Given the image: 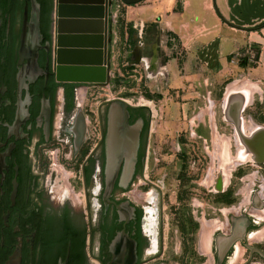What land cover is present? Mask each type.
Wrapping results in <instances>:
<instances>
[{
	"label": "flooded vegetation",
	"instance_id": "af4514ba",
	"mask_svg": "<svg viewBox=\"0 0 264 264\" xmlns=\"http://www.w3.org/2000/svg\"><path fill=\"white\" fill-rule=\"evenodd\" d=\"M34 1L39 6V44L43 48L38 50V70L32 73L27 61L19 63L17 56L25 7L29 23L32 0H0V159L6 166L0 189V264H115L111 245L121 233L134 242L131 264H150L161 250L155 213L126 196L132 183L144 178L148 165L149 111L142 106L128 109L127 124L138 135L135 162L126 185L122 162L105 204L108 106L105 101L94 110L80 108L75 101L79 86L75 85L73 104L68 108L66 89L55 81L53 60H46L52 0ZM22 69L25 72L20 77ZM79 135L82 140L78 143ZM261 145L254 148L259 147V152L251 154L245 149L239 157L253 163L263 160ZM52 153L69 167L64 186L48 165ZM148 185L158 189L151 182ZM77 189L82 194H75ZM125 201L133 212L125 210L121 217L117 207ZM253 204L261 205L256 199ZM245 214L231 216L213 235L219 229L215 223L210 235L212 264H264L263 241L253 242L263 228L258 229L253 215ZM208 253L211 257L210 246ZM14 255L18 258L12 262Z\"/></svg>",
	"mask_w": 264,
	"mask_h": 264
},
{
	"label": "rangeland",
	"instance_id": "374dc122",
	"mask_svg": "<svg viewBox=\"0 0 264 264\" xmlns=\"http://www.w3.org/2000/svg\"><path fill=\"white\" fill-rule=\"evenodd\" d=\"M111 1L109 81L103 85L78 84L75 101L80 108L94 110L102 102L119 98L149 111L148 165L144 178L136 179L126 196L135 205L155 213L161 250L150 264H212V239L211 257L200 252L203 223H218L214 235L231 216L244 212L254 216L258 229L263 228L253 242L262 240L264 244V164L240 162L243 147L223 114L227 97L242 94L247 101L241 112L245 134L264 129V57L260 50L250 48L248 59L230 56L214 72L199 60H181L183 49L177 36H169L159 24L163 18L161 5L156 4L160 12L145 17L143 6L151 0L133 5ZM175 3L174 10L179 9V0ZM157 55L163 60L152 73L146 60ZM174 58L177 60H171ZM251 68L262 72L248 75L247 69ZM247 87L252 88L249 95L244 92ZM224 147L234 164L227 184L219 171ZM48 165L64 186L70 171L66 161L52 153ZM78 193L82 194L79 189L75 194ZM254 199L261 204L259 207L254 206Z\"/></svg>",
	"mask_w": 264,
	"mask_h": 264
},
{
	"label": "water",
	"instance_id": "95a60500",
	"mask_svg": "<svg viewBox=\"0 0 264 264\" xmlns=\"http://www.w3.org/2000/svg\"><path fill=\"white\" fill-rule=\"evenodd\" d=\"M125 5H133L142 0H120ZM111 0H52V24L51 40L47 43L46 60H53L54 76L58 84H95L103 85L109 81L108 66L109 51L108 44L111 41V28L109 25ZM31 19L27 23V7L24 11V25L20 36V45L17 50L19 63L27 61V66L34 73L38 70L36 60L40 46V33L38 29L39 6L32 0ZM27 28L29 32L27 33ZM135 54V53H134ZM134 60H139L135 58ZM47 69V68H46ZM20 71V77L24 74ZM34 75V74H33ZM236 97H241L238 105L239 109H229V103L225 100L223 108L224 119L231 123L243 150L247 149L251 154L259 152V145L264 147V129L257 128L251 133L245 134L243 131V120L241 112L246 105V98L239 93ZM108 106V128L107 139V164L104 178L103 202L109 203V196L118 175L122 162H125L126 171L123 176V185L130 179L133 164L135 162L138 146V135L136 130L128 126L129 105L122 99L115 98L106 101ZM145 108L144 106H142ZM232 112L233 119L229 118ZM237 112V113H236ZM82 140L79 135L77 142ZM257 140V142L246 145L247 141ZM261 145V146H262ZM255 146H259L255 148ZM261 151V150H260ZM264 156V148L261 151ZM264 164V159L257 162ZM6 169L3 158L0 159V189L3 180V171ZM219 191L220 188H217ZM15 191V182H14ZM122 217L125 210L132 214L129 202L125 201L117 207ZM112 263L131 264L135 258L134 242L121 233L111 245ZM18 256L14 255L11 261L14 262Z\"/></svg>",
	"mask_w": 264,
	"mask_h": 264
},
{
	"label": "crops",
	"instance_id": "0c3cea01",
	"mask_svg": "<svg viewBox=\"0 0 264 264\" xmlns=\"http://www.w3.org/2000/svg\"><path fill=\"white\" fill-rule=\"evenodd\" d=\"M156 4L163 9L159 24L180 42L181 60H199L217 72L230 56L248 59L250 48L260 50L264 57V26L258 31L248 30L264 23V0H179V9L175 10V0H151L143 6L145 17L161 11ZM240 51L246 54H239ZM160 60L163 58L158 55L147 58L146 64L152 73L156 66H161ZM247 72L259 75L262 71L251 68ZM244 92L249 95L252 88L247 87Z\"/></svg>",
	"mask_w": 264,
	"mask_h": 264
},
{
	"label": "bare ground",
	"instance_id": "6f19581e",
	"mask_svg": "<svg viewBox=\"0 0 264 264\" xmlns=\"http://www.w3.org/2000/svg\"><path fill=\"white\" fill-rule=\"evenodd\" d=\"M226 102V101H225ZM227 102L229 103V106L228 108L229 109H233L235 108L236 110L239 109V104L241 102V97H236V94L232 93L230 95V98L227 100ZM231 102V103H230ZM237 113V112H236ZM229 118L230 119H233V114L232 112L230 111L229 112ZM243 127V131H244V125L242 126ZM245 133V131H244ZM257 140H252V141H247L246 142V145L247 147L248 146H251L250 143L251 142H256ZM224 144V143H223ZM226 144V143H225ZM247 153H250V152H247ZM220 159H221V168H220V172L222 173V177H223V183L225 184L226 181H227V177L229 175V173L231 172V169L233 168L234 164L233 162L231 161V158H228L227 154L225 153V147L223 148L222 150V153L220 155ZM243 158H241V161L240 162H243ZM236 163V162H235ZM223 167V168H222ZM246 179H249L248 177H245ZM227 184V183H226ZM226 186V185H225ZM261 218L263 217L262 216V213H261ZM214 222V221H213ZM203 223L202 225V228H201V236H200V242H199V245H200V252L202 253V255H204L205 257H209V253H208V246H209V241H210V235L211 233L213 232V230L215 229V223ZM263 231V230H262ZM258 236V235H257ZM259 239V238H258ZM249 241H253V237H250ZM239 259V255L235 257V261H237ZM209 260V259H208ZM207 263V262H206Z\"/></svg>",
	"mask_w": 264,
	"mask_h": 264
},
{
	"label": "trees",
	"instance_id": "16d2710c",
	"mask_svg": "<svg viewBox=\"0 0 264 264\" xmlns=\"http://www.w3.org/2000/svg\"><path fill=\"white\" fill-rule=\"evenodd\" d=\"M120 24H122V21H121ZM263 26H264V23H262V24H260V25H258L256 27H254V28L248 29V30L253 31V30L259 29V28H261ZM61 86L64 89H66L65 91H66V95H67V101H69L68 108L70 109L72 107V104H73V89L75 88V84H62Z\"/></svg>",
	"mask_w": 264,
	"mask_h": 264
}]
</instances>
